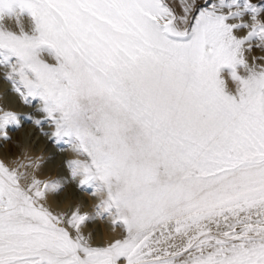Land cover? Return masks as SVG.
<instances>
[{
	"label": "snow or ice",
	"instance_id": "1",
	"mask_svg": "<svg viewBox=\"0 0 264 264\" xmlns=\"http://www.w3.org/2000/svg\"><path fill=\"white\" fill-rule=\"evenodd\" d=\"M0 68L102 197L53 213L64 182L0 162V264H264V3L0 0ZM105 218L124 235L93 246Z\"/></svg>",
	"mask_w": 264,
	"mask_h": 264
},
{
	"label": "bare ground",
	"instance_id": "2",
	"mask_svg": "<svg viewBox=\"0 0 264 264\" xmlns=\"http://www.w3.org/2000/svg\"><path fill=\"white\" fill-rule=\"evenodd\" d=\"M39 107L40 106L34 107V109H24L20 113L19 127L24 126L28 122H30L31 125L28 127H24V129L20 128L21 130H18L17 134L14 135V139L19 142L21 141V139H23L24 143H26L27 140L33 139L34 137V140L38 138L37 143L39 141L42 142L43 145L40 146L45 148L44 154L47 158L46 162H43V164L38 169H28L27 171L29 173V177L31 178L32 175H35V177L39 180L54 177L56 180L64 182V192H62L59 196H50L48 199V206L53 213L68 212L71 209L67 208L70 207V202L76 201L79 205V208L85 212L82 214H87V212L90 210L91 212H89L88 215H94L92 211L96 209V205L100 202L102 197L99 195L96 200H88L89 202L88 204H86L85 202L87 201V199L79 195V193H81V188H79L78 186V181H73L71 179V175L65 169V165L67 166L68 161L70 160L68 159L67 155H65V153H62L58 150L59 145H61V141H56L51 135H46L52 131L43 126L45 116L41 112H37L39 111ZM35 121H41L42 123L39 127H37ZM19 127L13 126V128L15 129H18ZM13 150L15 151L14 148ZM15 161L16 157L7 156V154L6 156H4L2 152H0V162H3L9 167H15L17 164V162ZM109 221L106 222L110 223L112 228L106 230L105 225H102L104 226L102 227V230H106L104 238H101L99 235L100 224H98L96 221L88 224V226L84 229L85 235L91 239L93 246H107L110 242H114L115 240L122 238V236L124 235L121 228L115 227L114 229L111 219H109Z\"/></svg>",
	"mask_w": 264,
	"mask_h": 264
},
{
	"label": "rangeland",
	"instance_id": "3",
	"mask_svg": "<svg viewBox=\"0 0 264 264\" xmlns=\"http://www.w3.org/2000/svg\"><path fill=\"white\" fill-rule=\"evenodd\" d=\"M252 2L257 3V4H262V3H264V0H252ZM176 11L178 14H180V8L178 5L176 6ZM4 23H5V26L8 27L10 30H13V31L17 30L15 21L5 20ZM21 23L25 26V28H27L29 26V21L27 18H22ZM244 34L245 33H241V35H244ZM254 55H260V53L258 51H254L249 56L250 61H251V57ZM8 71H9V69L0 68V109H2L3 111L12 112V113L16 114L18 117H20V113L24 109H28V108L34 109V107H37L40 105L37 102H31L29 105H26L21 100V98L15 92H13L11 84L8 83L4 78ZM230 87H231V85H230ZM37 112L39 113V111H37ZM30 125H31V123L28 122L24 126L19 127L18 129H15L13 127H9L7 130V135H8L9 139L7 141L0 139V152H2V154L4 156H6V154H7V156L16 157L15 162H17V163H29L31 161H36L41 166L43 164V162L44 163L46 162V159H47L45 157V154H44L45 148L40 146V145H43V143L40 141L37 143L38 138H36L34 140L35 137L33 139L27 140L26 143H24L23 139H21L20 142L17 141L16 139H14V135L17 134L18 130L24 129V127H26V126L28 127ZM43 126H45L48 130H51L52 132H54V130H55L54 127L52 126L51 122H49L46 119V117L44 119ZM52 132L48 133L47 135H50ZM43 135H44V133H43ZM60 143H61V145H59L58 150L61 151L62 153H65V155H67V157L70 161H72L74 159H80V157H77L75 152L72 150V147L68 143L63 142V141H61ZM13 148L15 149V151L13 150ZM70 161H68V163ZM65 169L71 175V171L68 168V164H67V166L65 165ZM52 180H56V179L54 177H50L49 179L44 178L41 181H52ZM64 190L65 189L63 188L62 192H64ZM80 192L81 193H79V195H81L87 199V201L85 202L86 204H88L89 201L96 200V198L99 197V195H93L92 190L88 189V188L81 189ZM69 206L70 207H67V208L79 207V205L77 204L76 201H71ZM95 210L92 212L95 213ZM89 212H91V211L89 210L87 212V214ZM81 213H85V212L83 210H81ZM109 219L110 218H105L103 220H96V222L98 224H100L99 235L101 238H104L105 231L107 229L112 228L110 223L106 222V221H109ZM102 225H105V227H106L105 231L102 230V227H104ZM114 229H115V227H114Z\"/></svg>",
	"mask_w": 264,
	"mask_h": 264
}]
</instances>
